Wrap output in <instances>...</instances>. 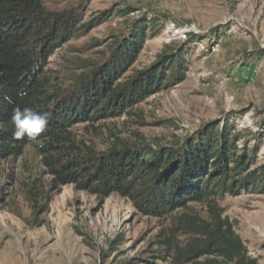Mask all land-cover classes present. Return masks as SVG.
Masks as SVG:
<instances>
[{
    "label": "trees",
    "instance_id": "trees-1",
    "mask_svg": "<svg viewBox=\"0 0 264 264\" xmlns=\"http://www.w3.org/2000/svg\"><path fill=\"white\" fill-rule=\"evenodd\" d=\"M137 10L119 6L82 23L76 9L54 11L46 0H0V158L15 160L32 146L62 186L74 185L100 198L118 194L146 214L169 220L170 227L161 229L147 249L152 255L140 257L143 260L260 264L235 223L224 216L219 200L264 194V164L256 165L264 140V111H259L263 117L256 121L257 131L241 130L234 119H224L175 146L119 140L98 151L74 138L71 128L76 124L116 116L187 78L188 46L199 37L194 33L118 83L138 61L147 40L164 29L161 16L142 15L128 19L126 32L111 36L102 62L87 69L77 85L59 83L70 78L69 68L55 74L49 67L59 48L112 16H131ZM17 105L50 114L34 142L13 137L11 115ZM28 199L38 197L32 191ZM6 201L0 185V205ZM195 203L206 206L205 217L192 207Z\"/></svg>",
    "mask_w": 264,
    "mask_h": 264
},
{
    "label": "rangeland",
    "instance_id": "rangeland-1",
    "mask_svg": "<svg viewBox=\"0 0 264 264\" xmlns=\"http://www.w3.org/2000/svg\"><path fill=\"white\" fill-rule=\"evenodd\" d=\"M46 4L54 11L76 9L82 23L119 6L138 9L131 16H112L57 50L50 69L55 74L70 69V78L59 80L62 87L77 85L87 69L102 62L111 36L126 32L130 17L161 16L164 29L147 40L138 61L118 83L154 64L164 50L184 44L188 33L202 37L188 46L186 80L116 116L76 124L71 131L80 142L98 151L119 140L175 146L203 126L231 118L241 130L257 131L256 121L263 117L259 111H264V0H46ZM261 164L264 140L256 160ZM0 185L7 195L0 205V264H170L142 259L152 255L147 249L161 229L170 227L169 220L146 214L118 194L100 198L74 185L62 186L32 146L15 160L0 158ZM32 191L38 200L28 199ZM219 205L235 223L250 255L264 264V194L227 195ZM192 207L207 215L206 206Z\"/></svg>",
    "mask_w": 264,
    "mask_h": 264
},
{
    "label": "clouds",
    "instance_id": "clouds-1",
    "mask_svg": "<svg viewBox=\"0 0 264 264\" xmlns=\"http://www.w3.org/2000/svg\"><path fill=\"white\" fill-rule=\"evenodd\" d=\"M50 120L47 112H37L31 107L21 108L15 106L12 111L11 121L14 126L13 137L17 140L27 138L29 141H36L39 135L45 130Z\"/></svg>",
    "mask_w": 264,
    "mask_h": 264
}]
</instances>
